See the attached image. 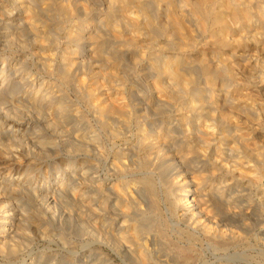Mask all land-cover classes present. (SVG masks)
Instances as JSON below:
<instances>
[{
	"label": "bare ground",
	"instance_id": "6f19581e",
	"mask_svg": "<svg viewBox=\"0 0 264 264\" xmlns=\"http://www.w3.org/2000/svg\"><path fill=\"white\" fill-rule=\"evenodd\" d=\"M252 2L0 0V264L48 258L15 245L16 193L45 221L64 194L78 201L74 264H259L264 106L235 78L252 66L264 93ZM53 139L81 154L76 186L69 168L29 174Z\"/></svg>",
	"mask_w": 264,
	"mask_h": 264
},
{
	"label": "rangeland",
	"instance_id": "374dc122",
	"mask_svg": "<svg viewBox=\"0 0 264 264\" xmlns=\"http://www.w3.org/2000/svg\"><path fill=\"white\" fill-rule=\"evenodd\" d=\"M81 1L85 2V0L84 1L81 0ZM251 7H252V10L256 11V13H257V15L254 18V20L256 22L255 23L256 29L258 26H261V25L264 26V0H253ZM98 8L100 9L99 6L95 7V9H97V15L101 14ZM70 28H71V26L69 24L63 25L62 31L66 32L67 30H70ZM59 42H60V39H58V43ZM3 51L4 50H0V53H6ZM6 55L8 56V53ZM27 55L28 54H26V53L24 54V56H25L24 59H26ZM24 66H25L26 70L28 69L27 71H30V72L34 71L33 73H36L38 75L40 74L41 77H45V79L49 80V78L41 70L39 71V68L37 69L35 66H32L30 63H27V65L25 64ZM30 66H31V68H30ZM238 68H239V70H238ZM251 68H252V66H249V65L247 66V64H244V62H241V63L239 62V64H237V66L235 68L236 69L235 70L236 81H238L240 84L243 85L245 94H247L248 96L250 95L249 97L256 99V101L261 106H264V93H263L260 85H257V83L254 81V78H253L254 69L253 68L251 69ZM137 74H140V73L137 72ZM49 81H51V82L53 81L52 83H57V85H59V83L53 79H51ZM59 87H61L62 90L65 92V94L68 95V96L66 95V98L70 101V103L75 104L80 109L81 103L77 99L76 95L72 92V89H70L69 87L63 86V85L62 86L59 85ZM255 137H258V139H260V141H262V140L264 141V138H263L262 134H260V133L259 134L257 133L255 135ZM55 140L53 139L51 141V143H54V144H50V145L47 144L49 146V149L47 148L48 146L44 145L45 150H46L45 152H43V153L42 152H38V153L35 152L36 155H34V156L29 155L27 157L28 162H26V164L28 165L27 168L28 167L30 168V170L28 168L29 174L31 173L30 176H34V178H36V176L38 177L41 173H47L49 175L50 174L54 175L57 171H59L58 169L60 167H61L60 168L61 171L63 170V172H64V170L69 168L70 170L67 169L65 171L66 173L64 172L66 174V177L69 174H72V175L74 174V176L69 177V180L67 181V187H69L70 185L76 186L78 183L77 178H78V174H79V168H80L79 163L81 161L80 160L81 154H80L78 149L76 151L75 148L73 149L72 147L65 148L64 150H66V151L61 150V148L59 146L58 147L56 146V142H58V140L57 139H55ZM19 145L22 147L21 144H19ZM52 145H54V148L56 150L53 148ZM13 146H14V148H18V149L20 147V146H18V144L13 145ZM68 149L70 150V152L68 151ZM47 150H51L53 154L47 153L48 152ZM44 153H46V154H44ZM57 153H59V154H57ZM50 154H51V156H50ZM45 156H46V158H45ZM30 159H33L34 161L30 160ZM70 163L71 164L74 163L76 166L75 167L76 169L74 167L73 168L72 167H64ZM64 195H66V196H62V198H60V200L58 201L59 204L57 203V213L59 216L57 217V213H56V216L52 220H48L49 221L48 222L42 218L43 215L41 213V209H39L40 208L39 202L36 201L35 199H33L28 193L13 194V196L17 197V198L15 197V201H16L17 206L20 205L19 206V208L21 210L20 212H22V214H23L22 218L24 219L23 221H25V222H23V224H24L23 229L24 230L22 229V227L19 228V233L17 234V237L15 239L17 241V242L15 241V245L17 248L19 246H21V248H23L24 245H29L30 243H32L33 246L29 247L27 250H29L31 248L34 249L35 251H43L44 250L43 252L46 253V256L48 258H46V257L43 258L41 261L42 264H61V263L62 264H74L76 261L75 258H72L74 256H72L71 254H68L66 252H67V250L69 251L72 246L73 247L76 246L75 251L76 250L78 251V242L80 240L79 236H80V226H81V225H79L80 224L79 223L80 218L78 215L79 214V203L76 199H73V197L71 198L68 193H66ZM36 205H38V206H36ZM40 215H42V216H40ZM43 225L46 227L45 229L48 230V232L47 231L46 232L48 234L47 236H49L48 239H44V240L40 239L41 238L40 234H41V232L44 231ZM24 235H26V236H24ZM23 237H24V240H23ZM50 237L52 238V240H50L51 239ZM37 240H38V243L35 244L34 241H37ZM18 242L21 245H18L19 244ZM36 247H38V248H36ZM46 247H47V249H46ZM63 249H65V250H63ZM27 250L25 249V251H27ZM62 250H63V252H62ZM263 250H264L263 248H262V250L260 248L261 255H260L258 262H257L259 264L264 263V251ZM64 255H66V256L64 257ZM52 257H54V259ZM261 257H263V258H261Z\"/></svg>",
	"mask_w": 264,
	"mask_h": 264
}]
</instances>
